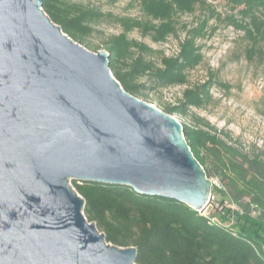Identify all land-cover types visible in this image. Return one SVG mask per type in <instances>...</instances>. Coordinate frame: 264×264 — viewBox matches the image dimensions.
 Masks as SVG:
<instances>
[{"label":"water","instance_id":"water-1","mask_svg":"<svg viewBox=\"0 0 264 264\" xmlns=\"http://www.w3.org/2000/svg\"><path fill=\"white\" fill-rule=\"evenodd\" d=\"M43 0H0V264H136L69 181L121 185L202 213L213 183L172 116L125 92Z\"/></svg>","mask_w":264,"mask_h":264},{"label":"trees","instance_id":"trees-1","mask_svg":"<svg viewBox=\"0 0 264 264\" xmlns=\"http://www.w3.org/2000/svg\"><path fill=\"white\" fill-rule=\"evenodd\" d=\"M132 1L138 4L144 19L114 18L121 32L106 42L108 67L125 92L152 103L150 91L186 84L187 72L202 61L196 41L204 37L209 21L219 18V14L206 0ZM227 5L235 13L226 20L243 31L248 57L262 55L264 0H227ZM42 9L80 45L85 44L93 24L107 16L63 0H43ZM198 9L202 16L195 27H183L185 35L178 53L161 56L159 64L150 58L153 51L149 47L127 36L137 30L154 43L164 42L177 34L178 16ZM90 48L97 52L96 47ZM143 78L147 80L142 82ZM210 85L208 82L186 88L176 105H155L169 115L186 117L191 108L209 102ZM182 132L206 177L209 174L204 165L209 160L239 210L221 207L217 211L212 207L211 211L199 213L175 200L140 195L126 186L71 180L84 200L85 218L105 235L107 243L134 247L136 264H264V148L244 151L201 119L193 126L182 125ZM216 193L224 194L213 186V200ZM222 200L220 197L217 202Z\"/></svg>","mask_w":264,"mask_h":264},{"label":"rangeland","instance_id":"rangeland-1","mask_svg":"<svg viewBox=\"0 0 264 264\" xmlns=\"http://www.w3.org/2000/svg\"><path fill=\"white\" fill-rule=\"evenodd\" d=\"M63 1L94 8L107 15L93 24L91 34L84 39L85 44L82 46L91 52L93 51L90 47H96L97 52L106 51L107 40L121 32V27L114 21L115 17L144 19L138 4L132 0ZM206 2L213 6L219 18L210 20L206 34L196 41L200 47L202 61L187 72L185 85L168 86L150 91L148 97L152 103L148 104L153 107H156V103L176 105L180 103L186 88L210 82V100L207 104L191 108L186 117L177 115L173 117L182 125L192 126L201 119L221 137L244 151L264 148V49L262 55L248 57L246 53L248 42L243 31L230 25L226 20L227 16L235 13L229 9L227 0H206ZM201 16L199 9L193 14L178 16L177 34L168 37L164 42L154 43L148 36H142L137 30L129 32L127 36L149 47L153 51L149 54L150 58L159 64L161 56L170 57L178 53V45L185 35L183 27L187 29L195 27ZM146 80L143 78L141 81ZM204 168L208 170V178L213 186L224 193L223 195L214 194V200L211 196L204 211H211L212 207L217 211H220L221 207L239 210L228 195L225 181L211 168L209 160ZM69 184L72 186L71 181ZM220 197L223 198L222 203L217 202ZM251 212L254 214L253 210Z\"/></svg>","mask_w":264,"mask_h":264}]
</instances>
